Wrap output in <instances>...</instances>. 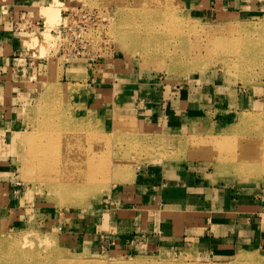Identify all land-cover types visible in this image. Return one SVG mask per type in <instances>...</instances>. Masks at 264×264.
<instances>
[{
    "label": "rangeland",
    "instance_id": "obj_1",
    "mask_svg": "<svg viewBox=\"0 0 264 264\" xmlns=\"http://www.w3.org/2000/svg\"><path fill=\"white\" fill-rule=\"evenodd\" d=\"M249 1L259 2L254 7L261 9L222 20L203 16L193 3L171 0L179 20L190 24L184 30L161 27L148 11L149 0H47L26 7L45 23L21 34L23 49L39 60L25 70L22 96L11 101L20 108L21 123L14 132L0 135V236L9 238L8 244L24 246L28 262L40 246V261L65 259L64 264H244L247 255L254 264H264L262 245L213 257L174 244L127 249L99 240L108 230L107 219L117 213L111 195L124 189L142 167L170 172L195 165L221 185L264 186L261 168L246 172V166L258 164L264 155V0ZM7 2L0 0V10ZM66 9L95 12L98 26L90 37L95 40L91 52L100 53L96 62L88 57L66 62L61 54L63 38L53 30ZM244 23L254 27L249 34L233 31ZM152 34L160 38L157 45L177 47L175 72L166 70V55L148 56L136 47L137 38ZM194 82L221 93L218 103L198 119L158 123L157 101L150 113L138 114L129 100H108L113 88L123 92L143 86L162 95L176 84ZM93 95L108 100L101 114L94 109ZM7 103L2 99L1 104ZM111 113L112 119L107 117ZM85 115L108 134L102 140L103 170L95 174L94 184L59 181L57 191H50L34 177L28 138L43 129H60L64 117L71 124ZM118 174L121 179L105 181L108 188L97 189L103 178Z\"/></svg>",
    "mask_w": 264,
    "mask_h": 264
},
{
    "label": "crops",
    "instance_id": "obj_2",
    "mask_svg": "<svg viewBox=\"0 0 264 264\" xmlns=\"http://www.w3.org/2000/svg\"><path fill=\"white\" fill-rule=\"evenodd\" d=\"M46 1L8 0L0 10L1 137L14 132L21 123L20 108L11 101L17 95L22 96L26 87L23 86L25 70L39 60L23 49L22 33L14 29L9 18L20 10L29 11L26 7L33 8ZM184 1L196 5L203 16L222 20L261 9L254 7L259 2L254 5L249 0ZM92 88L96 89L95 84ZM135 88L123 92L110 89L108 100H129L138 114L150 113L157 101L158 123L168 122L170 118L198 119L200 112L211 109L221 99V93L215 88L208 90L195 82L176 84L162 95L143 86ZM93 97L94 109L100 113L108 100L101 102L100 98ZM1 98L8 103L1 104ZM107 117L114 116L111 113ZM217 182L200 166L170 172L142 167L124 189H117L111 195V204L117 206V213L107 219L108 230L101 233L99 240L101 243L113 241L127 249L174 244L213 257H228L249 245L264 247V186L239 188Z\"/></svg>",
    "mask_w": 264,
    "mask_h": 264
},
{
    "label": "bare ground",
    "instance_id": "obj_3",
    "mask_svg": "<svg viewBox=\"0 0 264 264\" xmlns=\"http://www.w3.org/2000/svg\"><path fill=\"white\" fill-rule=\"evenodd\" d=\"M149 1L150 6L148 11L151 12V16L152 14L154 15L153 18L161 22V27L178 26V28L184 30L186 24L190 26L189 22L187 23V20L182 19V17V20H179L180 18H178V16H181V14L177 13L176 7L171 3V0ZM54 16L55 14L52 13L51 17ZM260 22L263 23V21ZM116 26L118 27L120 25L117 24ZM253 29V26L244 23L236 26L233 31H240L245 34H249V32ZM159 39L160 38L157 34H152V36H142L141 38H137L136 47L144 48L145 54L148 56L163 57L166 55L163 62L164 65L167 63L165 65L166 70L168 72H175L179 67L177 60V47L175 45H157ZM162 49H166V51H162ZM55 95H57V92H55ZM55 95L54 98H56ZM66 121L67 119L64 117L61 122V130L43 129L33 137L30 136L28 138V141L30 140V148L28 152L29 163L33 168L32 171L34 173V177L53 192L57 191V183L59 181H61L62 184H65L67 181L78 183V185L94 184V180L96 179L95 174H100L102 172L103 164L106 159V155H104L105 152L103 153L102 151V147L105 146V144H102V140L107 139L108 134L104 132L103 128L96 126V124L98 125L97 122L94 124L86 117V115L82 116L80 119L71 121V124H67ZM56 124L59 126V123ZM97 134H99V136L96 138L95 136ZM78 139H81L82 141L80 142ZM263 158L261 157L262 161L255 164L258 166H246V172L249 174H255L258 173V169L261 168L262 173H264ZM229 159L233 160L234 158ZM236 167V165H233L232 170ZM121 178L122 174L111 176L107 180L103 178L97 185V189L102 190L103 188H108V183H104L105 181L109 182L111 180L114 181ZM72 190H77V188H72ZM9 242V238L0 236V264H64L66 262L65 259H61L62 261L50 262L40 261V257L36 255L42 251L40 246H37L34 252H32V254H34V256L31 255L32 262H28L26 259L28 252L24 249V246L8 244ZM246 263L254 264V258L247 255Z\"/></svg>",
    "mask_w": 264,
    "mask_h": 264
},
{
    "label": "built area",
    "instance_id": "obj_4",
    "mask_svg": "<svg viewBox=\"0 0 264 264\" xmlns=\"http://www.w3.org/2000/svg\"><path fill=\"white\" fill-rule=\"evenodd\" d=\"M9 20L12 22L14 29L21 33L41 29L44 26L43 17H35L29 11L20 10L15 16H11ZM98 18L95 12L77 10H64L61 13L60 22L57 24V29L53 33L57 37L63 38L61 45V54L67 62L71 58H92L96 62L100 58V53L91 52L95 40L90 37L93 30L98 26Z\"/></svg>",
    "mask_w": 264,
    "mask_h": 264
}]
</instances>
